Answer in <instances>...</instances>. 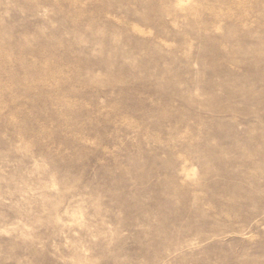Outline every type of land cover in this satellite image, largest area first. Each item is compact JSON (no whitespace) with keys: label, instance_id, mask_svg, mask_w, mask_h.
<instances>
[{"label":"rangeland","instance_id":"1","mask_svg":"<svg viewBox=\"0 0 264 264\" xmlns=\"http://www.w3.org/2000/svg\"><path fill=\"white\" fill-rule=\"evenodd\" d=\"M0 264H264V0H0Z\"/></svg>","mask_w":264,"mask_h":264},{"label":"bare ground","instance_id":"2","mask_svg":"<svg viewBox=\"0 0 264 264\" xmlns=\"http://www.w3.org/2000/svg\"><path fill=\"white\" fill-rule=\"evenodd\" d=\"M99 45V44H98ZM215 47V46H214ZM262 49V48H261ZM18 63V62H17ZM23 70V69H22ZM27 94V93H26ZM232 152V151H231ZM228 153V152H227ZM225 155V154H224ZM220 163V162H219ZM213 165V164H212ZM226 166V165H225ZM114 183V182H113ZM117 193V192H116ZM123 216V215H122ZM170 226V225H169ZM179 227V226H178ZM159 230V229H158ZM170 230V229H169ZM169 234V233H168ZM165 235V234H164ZM167 236V235H166ZM173 246V245H172Z\"/></svg>","mask_w":264,"mask_h":264}]
</instances>
